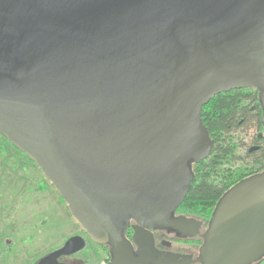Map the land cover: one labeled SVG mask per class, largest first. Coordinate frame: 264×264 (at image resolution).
<instances>
[{"label": "water", "instance_id": "obj_1", "mask_svg": "<svg viewBox=\"0 0 264 264\" xmlns=\"http://www.w3.org/2000/svg\"><path fill=\"white\" fill-rule=\"evenodd\" d=\"M241 88L260 91L264 125V0H0V135L111 247L107 264L187 257L160 255L152 231L196 235L173 213L213 147L202 110ZM85 246L73 235L38 264ZM263 258L264 171L222 196L194 262Z\"/></svg>", "mask_w": 264, "mask_h": 264}, {"label": "flooded vegetation", "instance_id": "obj_2", "mask_svg": "<svg viewBox=\"0 0 264 264\" xmlns=\"http://www.w3.org/2000/svg\"><path fill=\"white\" fill-rule=\"evenodd\" d=\"M240 90H246L249 93L256 94L246 103V105L250 106L251 114H256V120L253 123L241 127L237 131L248 127L254 128V132L250 134L247 130L243 138L234 139L237 144L235 146L234 158L220 163L218 169L210 170L209 181L218 190V192L216 190V194L211 195L212 197L210 196L211 203H207L205 197L202 200L189 201L188 195L201 189L198 185L200 184L203 170L207 165H211L216 157L214 141L212 150L205 160L199 163H190L194 172V180L184 202L176 209L173 216L194 219L199 222V229L195 236L185 238H179L175 231L154 229L152 232L155 240V248L160 255L164 256L169 253H174L186 255L187 257L166 260L163 257L156 256L151 264H202L201 262L194 261L200 257V248L204 243L211 217L219 200L226 191L242 179L264 171V125L261 120L262 104L259 98L260 91L249 88L230 91ZM0 137L9 143L11 151L13 152L12 156L5 159L3 158L4 149H0V264H20V255L22 248H24L22 245L28 243L32 244V246L34 245L33 247L35 249H38L31 253L33 255L32 260L26 261L25 264H38L41 259L65 243L53 248L52 199L47 194H43V199L42 196H37V194L42 193L46 189H52L54 187L40 169V172L44 176V181H38L36 178V169L38 167L35 162L12 145L7 138L2 135ZM242 150H244L243 153L241 152ZM16 171L20 175H16ZM136 224L137 222L130 217L128 227L122 232L123 236L132 244L134 250L137 249L133 240L135 233L133 226ZM187 224L191 225L190 223ZM75 235H82L85 238V248L78 253L61 256L59 258L60 263L67 264L64 258L74 256L80 259V264H85L88 261L78 254L90 245L97 246L105 254L102 264H107L110 261V246L92 241L81 228L80 232Z\"/></svg>", "mask_w": 264, "mask_h": 264}, {"label": "trees", "instance_id": "obj_3", "mask_svg": "<svg viewBox=\"0 0 264 264\" xmlns=\"http://www.w3.org/2000/svg\"><path fill=\"white\" fill-rule=\"evenodd\" d=\"M255 95L246 90L224 91L217 94L203 107L202 120L215 143L216 157L211 165H207L204 168L200 184L198 185L201 189L190 193L188 195L189 201L202 200L205 197L207 203H211V195L218 192L217 188L215 187V189L209 181L210 170L218 169L220 163L234 158L237 144L234 141L233 133L256 120V114H251L250 106L246 105ZM262 261H264V258L259 262Z\"/></svg>", "mask_w": 264, "mask_h": 264}, {"label": "rangeland", "instance_id": "obj_4", "mask_svg": "<svg viewBox=\"0 0 264 264\" xmlns=\"http://www.w3.org/2000/svg\"><path fill=\"white\" fill-rule=\"evenodd\" d=\"M247 130L249 131L250 134L254 132V128L245 127L240 131L234 133L233 136L235 140L237 138H243ZM0 149L1 150L4 149L3 158L5 159L13 155L9 143H7L1 137H0ZM241 152L243 153L244 150H242ZM17 173L18 171H16L15 174L20 175ZM36 178L38 181L41 180L44 181V176L40 172L39 168L36 169ZM43 194H47V196L50 195L52 199V213H53L52 241H53V248H56L62 245L65 242V240L68 239L69 237L78 234L80 232V228L78 224L74 221L68 206L63 201V199L59 197V194L57 193L55 188L46 189L42 193L37 194V196H42L43 199ZM22 246L24 248H22V252L20 255V264H25L26 261L32 260L33 255L31 253H33V251L37 250L38 248L35 249L33 247L34 245L32 246V244L29 243L26 245L23 244ZM78 255L82 256L86 261H88L85 264H102L105 258V254L103 253V251L100 250L95 245H90L88 248H86L83 252L79 253ZM64 260L67 261V264L81 263L80 259L74 256L65 257ZM257 264H264V261L259 262Z\"/></svg>", "mask_w": 264, "mask_h": 264}]
</instances>
